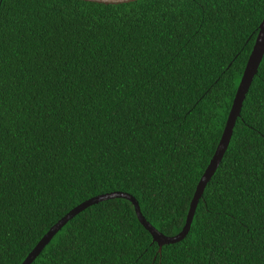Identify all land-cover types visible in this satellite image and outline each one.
I'll list each match as a JSON object with an SVG mask.
<instances>
[{"label":"trees","instance_id":"trees-1","mask_svg":"<svg viewBox=\"0 0 264 264\" xmlns=\"http://www.w3.org/2000/svg\"><path fill=\"white\" fill-rule=\"evenodd\" d=\"M264 0H0V264L124 191L177 233ZM29 264H264V53L180 241L129 201L67 220Z\"/></svg>","mask_w":264,"mask_h":264},{"label":"water","instance_id":"water-1","mask_svg":"<svg viewBox=\"0 0 264 264\" xmlns=\"http://www.w3.org/2000/svg\"><path fill=\"white\" fill-rule=\"evenodd\" d=\"M82 1L102 3V4H119L134 0H82ZM263 53H264V14L256 27V34L253 43L251 45L250 51L245 60V63L243 65V69L241 71V75L239 77L234 94L232 96L231 103L227 111L218 141L214 147V150L206 166L204 167L201 175L199 176L194 186V190L188 202V207L184 216L183 224L177 233L171 236H166L160 233L142 216L137 201L131 194L124 191H110L89 197L81 201L80 203L76 204L72 208H70L67 212H65L42 234V236L37 240L35 245L30 249V251L26 254V256L19 264H29L41 251V249L45 246V244L49 241V239L56 233V231L59 230L60 227L67 220L72 218L79 211L83 210L89 205L113 198H123L129 201V203L133 208L136 220L143 227V229H145L148 232V234L151 237V241L156 243L157 252L160 251L162 245L178 242L183 237H185L186 233L188 232L197 201L202 194L203 188L210 179V177L212 176L216 167L218 166L224 154V151L227 147L235 120L239 116V111L241 108L242 101L249 88L252 78L256 74Z\"/></svg>","mask_w":264,"mask_h":264}]
</instances>
